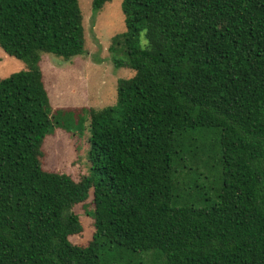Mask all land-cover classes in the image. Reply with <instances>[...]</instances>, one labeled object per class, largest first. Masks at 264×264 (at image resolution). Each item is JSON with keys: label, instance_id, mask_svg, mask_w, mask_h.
<instances>
[{"label": "trees", "instance_id": "16d2710c", "mask_svg": "<svg viewBox=\"0 0 264 264\" xmlns=\"http://www.w3.org/2000/svg\"><path fill=\"white\" fill-rule=\"evenodd\" d=\"M122 8L110 49L135 73L89 109L77 181L43 166L47 136L82 120L53 108L41 62L86 52L80 1L0 0V46L26 63L0 80V264H264V0ZM92 189L96 230L74 244Z\"/></svg>", "mask_w": 264, "mask_h": 264}, {"label": "rangeland", "instance_id": "374dc122", "mask_svg": "<svg viewBox=\"0 0 264 264\" xmlns=\"http://www.w3.org/2000/svg\"><path fill=\"white\" fill-rule=\"evenodd\" d=\"M79 1L86 52L69 60L46 53L41 62L53 108L75 109L74 117L82 120L75 131L56 128L47 136L43 166L49 171L67 173L77 181L88 175L91 168L89 109L115 105L118 80L132 77L135 73L131 69L117 67L114 62L116 53L110 49L114 37L126 31L123 0H111L97 13L93 9V0ZM118 54V57H124V54ZM22 69H26V63L8 55L0 46V80ZM94 206L92 189L90 197L73 208L84 226L82 233L70 237L74 244L87 245L93 238L96 228L87 211Z\"/></svg>", "mask_w": 264, "mask_h": 264}]
</instances>
